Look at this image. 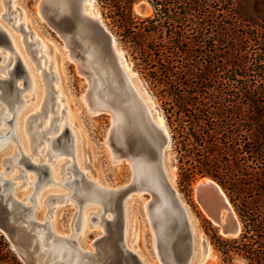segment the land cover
<instances>
[{
  "label": "rangeland",
  "instance_id": "obj_1",
  "mask_svg": "<svg viewBox=\"0 0 264 264\" xmlns=\"http://www.w3.org/2000/svg\"><path fill=\"white\" fill-rule=\"evenodd\" d=\"M16 1L24 10V13L23 11L21 12L20 20L25 21L28 28H30L27 29L25 27L27 31L30 30L32 32L34 30L39 35L43 44V49L40 51H31V49L36 48L37 45L35 44L34 46V43H26L25 45L22 40L16 50L13 43L12 47H8L10 44L6 41H4L3 44L0 43V67L7 62L9 55L13 56L16 54L24 64L28 75V78L26 77L27 83H24L23 72L14 76V82L16 80V83L22 88L21 92H19L22 101L8 111L7 119L11 120L2 123L3 127L11 128V131H14L15 138L9 139L4 147L0 149V169L3 170L5 176H15L17 174V178L14 177V193L19 197L21 193L28 191L29 194L27 197L31 196V202L29 201V203H32V201L36 202L34 210L36 219L39 221L49 220L53 232L72 236L74 247L76 246V248L83 250L90 249L94 253L97 251L98 255L99 253L100 255L103 254V264L109 263V257L112 254L111 246L109 245L112 243V238L109 234H114L121 242H124L129 249L139 256L142 260V264H164L162 261L164 260L165 248L161 245H156L153 229L143 207L146 197H149L148 193L128 191L126 195H123V192H121L118 195V199L114 200L115 203V201H119L120 197H122V200L124 199L122 209L123 216L121 217L120 215V221L118 220V222L120 224V230L122 227L125 232L121 233L118 231V234L114 233V226H106L105 229L107 230H103V217L106 216L111 218V213L106 212L103 215L94 214L92 218L90 217L91 213L100 212L101 205L99 203H77L74 197H67L66 199L56 197V195L61 193L71 192L70 185H76L75 181L69 184L58 183L63 176V168L61 165L65 160L75 162V168L71 170L72 175L77 169V171L83 173L88 180L98 181L103 185L109 186L110 189H116V187L129 184L132 177V167L127 155L121 152L123 147L114 140L113 133L109 135L112 126L111 111H93L90 104L85 99H81V95L85 93L88 87V79L85 77L83 71H78L79 69L74 61L75 59L73 60L65 54L68 52V49L64 47V39L60 35V32L47 21L44 14L38 11L37 4L39 1ZM141 1L146 2L143 3L146 7L148 4L150 6V11L147 14H140L135 9V5ZM94 5L98 8L104 24L115 35L118 45L125 51L126 57L131 62L133 70L137 73V77L143 82L150 97H152L156 105V110L162 113L164 122L171 133V144L164 152V166L172 173L174 186L186 205L187 215L191 218V221L195 222L197 227V232L193 237V251L185 264H249L248 261L238 253H233L230 259H227V257L221 253L220 249H218L217 238L219 237L221 240L226 239L228 241L235 238L222 236L218 231V226L213 224L212 221L206 217L201 206L194 198V188L196 186L195 184H197V180L201 177L214 178L208 174L195 173L189 177L188 181H182L181 179L182 172L180 170V164L184 163L187 157H184L186 152L179 150L180 144L176 143V140L173 138L174 132L175 135L177 134L174 128L176 127V129H178V120L175 114L177 108L175 106L176 90L174 85L179 75L172 76L170 72L167 73L168 71L163 69L164 63L166 64L165 56L167 54L164 52V43L167 41L166 27L162 25V23L155 21L154 25H156V27L150 29L151 23L146 20L147 17L153 16L155 12L154 6L148 0H133L131 2H129V0H95ZM12 8L11 1H9L7 5H4L3 11H5V14L0 16V25L4 26L3 28L12 36L20 38L27 35L31 36V33L25 32L26 30L23 25L16 30L13 24H11L13 20L6 18L16 15L15 13L17 12L14 8L12 10ZM23 14H25V16ZM28 40L33 41L31 38ZM15 61L16 59H12L6 67L0 69L1 78H5L2 77L4 71L8 74L6 77L10 75V73L6 71L14 66ZM180 61L186 62L187 60L181 59ZM176 64H178V62ZM46 67H48L50 71L53 69L54 72L52 71V74H44L43 69ZM54 82L58 85L61 98H63L62 100L65 103V108H67L69 112L67 128L60 134L55 142L59 144V142L64 139H66L67 142H73V149L68 153L54 154L51 150L43 147L44 143L49 142L45 137L40 138L41 142L34 147L31 145L32 139L30 136L35 128L34 125L37 122H43L47 114L52 116L57 115V112L53 111L56 107L54 105L56 100L55 96L58 94V92L54 90ZM125 82H130V80L125 77ZM42 89H46V92L49 91V101L44 103L43 108L40 110V115H35L28 121V116L37 113L36 111L40 109V107H36V104L42 97ZM1 90L2 88L0 87V92ZM0 106H5V108H7L5 101L1 97ZM47 107L51 108L49 113ZM41 112H44V114ZM66 114V109H63L61 115L65 116ZM56 121L57 119H55L53 123H57ZM184 125L186 127L185 129L189 126L187 122ZM73 130L78 136L77 139L74 138V133L73 138H71L69 134V132L71 133ZM58 133L59 132L52 131L47 135L53 136ZM28 136L30 137L29 140L27 139L29 138ZM107 138L109 139V143L106 141ZM27 141L30 143H28L27 148H24L22 145L27 144ZM38 141L39 139L35 140V142ZM10 148H16L19 152L29 156L34 163L46 162L51 168V172L52 167L57 166L58 174L55 176L58 180L56 181V179H54L53 182L38 181L36 183L37 175L35 170L24 167L22 162L11 163L8 161L5 165H9V167L4 168L2 159L7 157V155H3V152ZM136 150L137 148L135 151ZM118 158H120V161L117 162L116 160ZM179 158H181V162ZM184 165L186 166L189 164L186 163ZM23 173H25L24 176L20 175ZM28 177H31V182L28 180ZM214 180L222 188L238 217L227 190L224 189L216 179ZM49 196L51 197L46 201V198ZM79 207L82 208L81 212L76 215ZM94 208L98 209L95 210ZM94 210L95 212H93ZM47 212L51 217H44ZM86 212L88 213L85 217ZM69 232L70 234H68ZM126 238L133 241V249L128 246ZM8 243L10 250L17 256L9 241ZM208 247L210 248L209 250ZM44 256L45 254L42 258H44ZM17 258L20 264H24L18 256ZM45 260V262H49L51 260L50 256H46ZM74 262L75 264H83L80 258ZM0 263L13 264L12 262Z\"/></svg>",
  "mask_w": 264,
  "mask_h": 264
},
{
  "label": "trees",
  "instance_id": "obj_2",
  "mask_svg": "<svg viewBox=\"0 0 264 264\" xmlns=\"http://www.w3.org/2000/svg\"><path fill=\"white\" fill-rule=\"evenodd\" d=\"M148 1L150 29L158 21L167 31L163 69L179 75L173 138L187 157L181 179L208 174L227 190L242 232L218 237V249L264 264V0ZM0 262L20 264L1 233Z\"/></svg>",
  "mask_w": 264,
  "mask_h": 264
},
{
  "label": "bare ground",
  "instance_id": "obj_3",
  "mask_svg": "<svg viewBox=\"0 0 264 264\" xmlns=\"http://www.w3.org/2000/svg\"><path fill=\"white\" fill-rule=\"evenodd\" d=\"M9 1H11V6L14 8V10L17 13H15L16 15H13L12 17L11 16L10 17L5 16V17L9 20L10 19L13 20V22L11 24H13V26L16 30H18L21 27V25H23L24 28L26 27L27 29H30L26 25L25 21L20 20L21 12L23 11V13H24V10L21 8V6L17 3L16 0H3V1L0 0V16L5 14V11H3L4 5L5 4L7 5L9 3ZM38 1H39V3L37 4L38 11H40V9H41L40 4H43V2H45L47 5H49L50 8L51 7L53 8L54 6H58V10H61V11L66 8V0H38ZM94 2H95V0H81L79 11L81 13L87 15L90 18H94V19L98 20L108 29V27L104 24V21L101 18V15H100L98 8L94 5ZM143 3H146V2L141 1L138 4H136L135 9L140 14H147L150 11V6L147 3L148 5L146 7V5H144ZM139 4L143 5V10L138 7ZM13 8H12V10H13ZM38 13L41 14L40 12H38ZM23 15L25 16V14H23ZM41 17H43V16H41ZM3 27L4 26L0 25V29L4 30L9 37V44L10 45L8 47H12V43H13L14 48L16 50L19 46V43L22 40V42L24 41L23 43L25 45H26V43L27 44L34 43V46L36 44L37 47L32 48L34 50L40 51L43 49L42 48V45H43L42 41L39 38V35L34 30L31 32L30 30L27 31L25 28V30H26L25 32L31 33V36L27 35L25 37L20 38V37L12 36L10 33H9L10 34L9 35L8 32ZM108 30L110 31V29H108ZM110 33H111L110 43H111L112 51L115 54L116 68L112 67L107 61H103L100 58V56L98 55V53L96 52V50H94V49L91 50V53L89 51H87L85 53L86 55H85L83 61L81 62L78 57L77 58L75 57V55H74L75 51L73 49L72 42L69 39V37H67V36H65V38L62 37L64 39V47L68 49V52L65 54H67L73 60L75 59L74 61L76 62V65L78 66V69H79L78 71H83V73L85 74V77L88 79V87H87L85 93L81 95V99L82 98L85 99L90 104V107L93 111L94 110H107V111H111V113H112V126L110 128L109 135L111 133H113L114 140L116 141V143H118L120 146L123 147V149H121V152L124 153L125 155H127L128 160L130 161V165L132 167V169L130 168L132 170V177H131L130 181L136 182V184H137L136 188H134L132 191H136L138 193H143V192H145L146 188L148 187V188H155L160 192V198L158 200H156L155 202H152L153 198L148 193L149 197H146V200L144 201L143 207L146 211V215H147V217L150 221V225L153 229L156 245L157 246L161 245L165 248V253L163 256L164 260L162 262L164 264H166V261H168V258H167L168 257V250L165 247V243H164V237L166 236V220L161 219L159 216H160V208L163 206H166L168 204V201H167V198L164 194V190H163V187H162L160 179H159V172H158L156 165L151 164L150 162L144 161L141 157L138 158V157L130 156L128 154V150L126 148V135L128 134L129 130L132 131L134 133L135 138H136L135 142L137 143L138 142L137 141L138 140V130L145 128L147 126V124L149 126L153 125L157 128V130L160 132V134H164L167 137L166 146H168L169 141H168L167 126L164 122V117L162 116V113L160 111L158 112V110H156V108H155L156 105H155L154 101L152 100V97H150V94L146 90V87L144 86L143 82L141 81V79L139 77H137V73L133 70L131 62L126 57L125 51L118 45V42H117L115 35L111 31H110ZM10 36H11V38H10ZM30 38L33 41H29L28 39H30ZM0 43L3 44L1 39H0ZM15 55H13V56L9 55L7 62L4 63L3 65H1L0 69L6 67L12 59L13 60L16 59V56H18V55H16V56ZM14 65H15V63H14ZM13 67L6 72H8V73L12 72ZM43 71H44V74L45 73L46 74H49V73L52 74L53 69H52V71H50L49 68L46 67L45 69H43ZM7 75L8 74L5 73V71H4V74L2 77H5V78L0 77V79H4V80H0V87L2 88V90L0 92V97L5 101V103L7 105V108H5V106H0V149H2V147H4V145L6 144V142L9 139L15 138L14 131H11L12 130L11 128L3 127L2 123L7 122L6 120H7V116H8V111L11 108H13L15 105H17V103L22 101L20 94H19V92H21L22 89L18 92V94H16L15 89L12 91H6L5 90V88H6L5 83L11 79V73L8 77H6ZM26 75H27V71H26ZM26 77L28 78V75ZM125 77L128 78L131 83L125 82ZM24 78H25V74H24ZM31 79H32V77H31ZM50 79H52V78H50ZM12 81L15 85L19 86L16 83V80L14 82V77H13ZM26 83H27V80H26ZM118 83L122 84L123 89H120V87H118ZM54 88H55L54 90H56L58 92V94L55 96L56 100L54 102L55 103L54 105L56 107L53 109V111L57 112V115L52 116V115L47 114V116H46V118H44L45 120L43 122H37L34 125L35 128L33 130L32 135H34L37 138L45 137L46 139H48L49 142L44 143L43 147L47 148L48 150H51L53 153L54 152L56 154L68 153V152H71V150L73 149V142L72 143L67 142L66 146H62V145L55 146V144H56L55 140L67 128L69 112H68L67 108H65V103L62 100L63 98H61V92H60V89H59L58 85L56 84V82H54ZM45 90L44 89L41 90L42 97L40 98L39 102H37V104H36V107H40V109L38 111H36L37 113L33 114L34 116L40 115L39 113H40V110L43 108L44 103L49 101V96H50V95L48 96L49 91L46 92ZM111 93H112V95H111ZM7 100H9V102ZM110 101L113 103L110 104ZM47 105H49V104H47ZM44 108H46V107H44ZM50 109H51L50 107H47L48 113H49ZM63 109H66V112H67V114L65 116L61 115V112ZM42 114H44V112ZM31 117H32V114L28 116V118H29L28 121L30 120ZM55 119H57V121H56L57 123H53ZM14 130H15V128H14ZM52 131H56L59 133L57 135L52 136L50 134L51 136H48L47 134L51 133ZM73 133H74V138L77 139L78 136L74 130H73V132L71 131V133H70L71 138H73ZM15 134H16V132H15ZM30 137L27 139L29 140ZM106 141H107V143H109L108 138ZM28 143H30V142L27 141V144H23L22 146H24V148H27ZM21 153L22 152H19L16 148L15 149L10 148L9 150L3 152V155H7V157H10L12 159L11 163H17L16 160L20 157ZM118 157H121V156H118ZM111 158H112V156H111ZM163 159H164V154L162 151V153H161V165L163 168V172L167 176V178L170 182V185L175 189V195H176L180 205L183 207V209L185 211V214H186L187 219H188L189 224H190V229L192 231V235L194 237V234H196V232H197L196 231L197 227L195 225V222L191 221V218L188 217L187 210L185 207L186 205L182 201V199L180 198L179 192L177 191L176 187L174 186L173 175L170 172V170H168L166 168V166H164ZM116 161L117 162L120 161V158H118ZM68 162H69V160H65L64 163H62V165H61L63 168V170H62L63 176L58 183L69 184L72 181H75V174L78 176L83 174L80 171H77V169H76L75 174L72 175L71 170L73 168H75V162L74 161L69 162V163ZM149 164H151V165H149ZM1 171H3V170H1ZM52 172H51V168H50V180H49V182H51V181L53 182L54 179H56V181L58 180V178L55 176L58 174V167L53 166ZM16 175L15 176H5L4 175V176L15 179L14 177H16ZM24 175H25V173H23L22 176H24ZM28 180L31 182L32 181L31 177H28ZM33 182H35V181H33ZM75 182H76V185H74V186L70 185L71 190H72L71 192L61 193L59 195H56V197H60L62 199H66L67 197H74V199H76V201H77V197L79 196L83 199V201H82L83 203H88V202L99 203L101 205L100 212L91 213V215L89 214L91 218L94 216V214L103 215L106 212H110L109 211L110 200H109L108 193H110V191L112 189H110L109 186L103 185V184L99 183L98 181L97 182L99 184L96 181H93L94 185H92V186H90V185L86 186V185L82 184L80 181H75ZM209 182H212L214 185H216L218 191L222 195L223 200L220 201V203L217 205L215 203L214 204L211 203L210 205H208L209 211L202 204L199 203V205L201 206L202 210L204 211L206 217H208L212 221L213 224L218 226V230L220 232V224L223 223L225 221V219H227L230 215L236 217V214H235L234 209L232 208V205L229 202L227 196L225 195L222 188L220 187V185L218 183H216L215 181H213L211 178L201 177L199 180H197V184H195V185L197 186L198 184H206ZM196 186H195V188H196ZM116 188H119V187H116ZM28 194L29 193L27 191L25 193H21V195H19V197H17L14 193V196L16 198L20 199L21 201L30 204L29 201L31 202V196L27 197ZM49 197H51V196H49ZM48 199L49 198L47 197L46 201ZM32 203L34 204V206L36 205L35 201H32ZM77 203H78V201H77ZM78 209L80 210L79 212H81L82 208H78ZM94 209L97 210L98 208L97 209L94 208ZM225 209H227V210H225ZM95 210L93 212H95ZM87 213L88 212H86L85 217H86ZM49 216H50V214H48V212H47L44 217L47 218ZM32 217L38 222L48 221V224L50 226V230L52 229L49 220L39 221L38 219L35 218L34 214H32ZM124 218H125V216H124ZM98 219H99V217H98ZM124 232H125V230L123 228V233ZM126 232H127V228H126ZM45 233H46V229L40 228L39 234L45 235ZM68 234H70V232ZM126 240H127L126 242H127L128 246L133 249V247H132L133 241L129 240L127 238H126ZM43 249H45V250H43ZM209 249L210 248L208 247V250ZM42 250H43V252H42ZM192 251H193V249H192ZM44 254H45V256H44V258H42V256ZM46 256H50L51 260L49 262H45ZM78 258H80L81 261H83V264H101L94 259V255L90 249L89 250H83L80 248H76V246L74 247V244L72 241V236L62 235L58 232H53L51 230V235L47 239V244L44 245L43 242L41 243V247L39 248V250L37 252V261L36 262H37V264H44V263L45 264H75L74 261L77 260ZM160 259L162 260L161 257H160ZM0 264H2V263H0ZM25 264H27V263H25Z\"/></svg>",
  "mask_w": 264,
  "mask_h": 264
},
{
  "label": "water",
  "instance_id": "obj_4",
  "mask_svg": "<svg viewBox=\"0 0 264 264\" xmlns=\"http://www.w3.org/2000/svg\"><path fill=\"white\" fill-rule=\"evenodd\" d=\"M80 2L81 0H66V8L62 11L58 10V6L50 8L49 5L43 2V4H40V11L44 14L47 21L60 32L62 37H69L75 51L74 55L76 58L78 57L81 62L86 55L85 53L87 51L91 53V50L94 49L103 61H107L112 67L116 68L115 54L112 51L110 43V31L98 20L81 13L79 11ZM138 7L143 10L142 4H139ZM0 39L2 42L6 41L9 43V37L2 29H0ZM33 50L34 49H31V51ZM21 72L25 74L24 83H26V68L20 61L19 57L16 56L15 65L12 72H10L11 79L5 83L6 91H12L15 89L16 94H18L22 89L12 81L13 77L16 74L19 75ZM118 87L123 89L121 83H118ZM7 101L9 102V100ZM112 103L113 102L110 101V104ZM33 116L34 115H32V117ZM10 120L11 119H7L6 121L9 122ZM167 132L169 141L168 146H166L167 137L164 134H160L157 128L153 125L149 126L147 124L145 128L138 130L137 143L135 142L136 138L134 133L129 130L126 135V148L130 156L141 157L144 161L156 165L159 172V179L168 201L166 206L160 208L159 216L161 219L166 220V236L164 237L165 247L168 250V261H166V264H185L192 254L193 235L185 211L175 195V189L170 185L161 165V153L163 151L164 154L165 150L171 144V133L168 128ZM31 139L33 147L41 142L40 138H37L34 135L31 136ZM37 139H39V141L35 142ZM58 145L66 146V139L59 142V144H55V146ZM136 148L137 150L135 151ZM54 154L56 153L54 152ZM8 161L11 162L12 159L10 157H4L2 159L4 168L9 167V165H5ZM16 162H22L24 167H29L35 170L37 175L36 183L38 181L49 182L50 167L46 162L34 163L31 161L30 157L24 153H21ZM212 180L215 181L214 179ZM75 181H80L86 186L94 185L93 181L88 180L83 174L79 176L75 174ZM136 186V182L130 181L129 184L112 189L110 193H108L110 200L109 213L112 214V217H103L104 230H107L105 229L106 226H114L115 234H118V231L123 233V228L121 227L120 230L118 220L120 221V215L121 217L123 216L122 209L124 199L122 200V197H120L119 201H115V203L114 200L118 199V195L121 192H123V195H126L128 191H132ZM14 187L15 180L5 177L3 171L0 170V232L10 242L12 249L24 264H37V252L41 247L42 242L44 245L47 244V239L51 235L50 226L48 221L38 222L32 217L35 209L34 204H28L16 198L14 196ZM145 192L149 193L153 198L152 202H155L160 198V192L155 188L147 187ZM194 198L208 211V205L211 203L217 205L223 200L221 193L212 182L198 184L194 189ZM77 201L80 203L83 199L78 196ZM79 211L80 210L78 209L76 215L79 214ZM40 228L46 229L45 235L39 234ZM241 232L242 225L237 215L236 217L230 215L220 224L219 233L224 237L236 238ZM109 236L112 238V243L109 244L111 246L112 254L109 257L108 264H142V260L139 256L129 249L124 242H121L117 236L114 234H109ZM92 253L94 259L103 264V254L100 255L99 253L98 255L97 251Z\"/></svg>",
  "mask_w": 264,
  "mask_h": 264
}]
</instances>
